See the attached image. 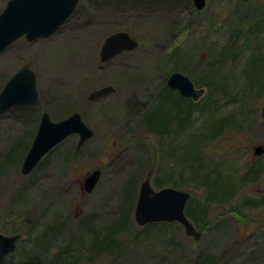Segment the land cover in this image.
<instances>
[{
  "label": "rangeland",
  "instance_id": "obj_1",
  "mask_svg": "<svg viewBox=\"0 0 264 264\" xmlns=\"http://www.w3.org/2000/svg\"><path fill=\"white\" fill-rule=\"evenodd\" d=\"M8 1L0 0V12ZM192 7V0H78L72 15L52 36L33 42L22 37L0 53V90L15 71L28 66L38 92L36 103L0 115V233L22 235L16 250L0 264H23L26 255L30 264L49 262L57 247L72 241L84 244L81 224L92 222L102 230L124 213L125 223L110 236L113 245H119L76 264H203L201 255L213 256L212 264L264 262V209L243 212L250 215L245 224L237 221V206L245 197L264 195V153L253 156L255 146L264 148V75L250 70L241 74L253 54H264V0H207L200 11L192 12ZM120 30L132 35L139 46L100 67L102 43ZM208 56L224 58L215 75L218 80L225 76L228 87L220 91L215 107L218 114H234L236 129L229 127L218 140L195 145L183 160V149L191 145V137L199 138L196 132L204 118L195 114L185 129L171 122L166 126L170 135L160 138L148 130L143 116L156 108L161 88L174 71L193 81L201 95L188 100L199 102L206 89L196 82L203 70L198 64L207 63ZM106 85L114 92L87 99L91 91ZM164 96L168 99L166 92ZM170 97L178 99L175 92ZM34 112H47L53 121L78 112L93 136L77 150L78 136H69L23 176L21 163L37 128ZM257 159L263 166L260 179L224 206L212 205L206 225L185 212L201 232L199 240L188 237L177 222L152 223L156 225L146 230L136 223L134 207L144 179L158 190L175 187L155 185V176L174 173V181L182 176L176 189L200 201L203 189L187 179L193 160L203 167L222 162L224 173L235 170L239 178ZM94 169L101 170L98 184L90 194H83L80 183ZM130 198L132 205L125 207ZM51 222L60 224L59 231L50 246L41 249L36 239Z\"/></svg>",
  "mask_w": 264,
  "mask_h": 264
},
{
  "label": "water",
  "instance_id": "obj_2",
  "mask_svg": "<svg viewBox=\"0 0 264 264\" xmlns=\"http://www.w3.org/2000/svg\"><path fill=\"white\" fill-rule=\"evenodd\" d=\"M196 10L205 7L206 0H192ZM78 0H9L0 12V53L16 40L24 37L33 42L48 38L72 15ZM138 47V41L126 31H117L108 35L101 45L99 60L107 63L122 52ZM166 88L176 90L180 97L197 100L201 91L197 90L192 80L179 71L172 72L166 80ZM114 91L111 85L91 91L89 101H94ZM38 93L36 77L27 66L19 68L6 81L0 90V115L11 108L29 106L36 103ZM264 118V103L261 106ZM78 135L76 148L93 136L78 112L68 115L60 121H52L47 112H43L31 145L21 163L23 176L30 174L43 157L71 135ZM264 153L262 146L253 148L254 156ZM101 176L100 169L89 171L84 176L80 187L83 194H90ZM191 195L189 192L172 187L154 190L149 179H144L139 186L134 219L139 226L158 222H177L188 237L200 239L201 233L185 215V206ZM20 234L4 235L0 233V262L16 249ZM264 264V262L262 263Z\"/></svg>",
  "mask_w": 264,
  "mask_h": 264
},
{
  "label": "trees",
  "instance_id": "obj_3",
  "mask_svg": "<svg viewBox=\"0 0 264 264\" xmlns=\"http://www.w3.org/2000/svg\"><path fill=\"white\" fill-rule=\"evenodd\" d=\"M193 11H195L194 7H192V12ZM261 22L262 20L260 21V23ZM176 51H174L173 53L175 54ZM211 58V56H208V62L206 61L207 63L200 62L199 60L200 63L198 64V66H203L202 68H200L203 70L200 71V80L196 82L199 87H203L206 89V94L199 102H192L191 100L184 99L179 96L177 97V101H173L174 99L172 100L170 97L172 96L173 92L162 86L159 94L160 102H158V105L154 110H149L148 112H146L145 116H143V121L148 130H152L160 138H164V136L166 137L170 135V130L169 128H166V126L171 122L175 123V128L185 129L189 125L191 119L195 114H199L204 118L198 130L199 132H196L199 134V138L196 136L191 137L189 140V143L191 145L188 144V147L183 149L185 151L183 160L187 159L189 150H194L195 145H201L211 140H218L223 136L225 130L229 127V129L231 130L236 129V125H234L233 122L237 121V119L235 118L233 113L225 115L217 113L218 109L215 107L216 99L218 98V96H220V91L223 92L228 87V79L225 78V76H221V78H219L220 80L216 79L217 71L221 69L222 63H225L224 58H220L219 56H217V58H212L213 60L210 64L209 61L211 60ZM205 67H209V71L207 73L205 72ZM215 69H217V71ZM247 70L252 71L253 75L262 77L264 75V54H253L252 57L249 58L247 64L242 68L241 74L246 73ZM262 80L264 81V77L262 78ZM165 92L168 99L164 96ZM168 104L170 106L168 108H165V106H168ZM34 113V123L37 126L40 114L38 112ZM14 153L15 155H17L19 151ZM74 154L76 153L74 152ZM181 157L182 154L179 155V158ZM8 160L10 159L8 158ZM195 161L196 160H193V162H191V168L190 170H187L189 174L187 179L196 182L204 192L203 197L200 201L189 200L187 202L185 212H187L190 218H194L197 222L203 224H207L208 222V210L212 205L219 204L221 206H224L225 204L229 203V201L235 197L236 193L239 190L246 187L248 184H253L258 181L261 174L263 173V166L260 162V159L251 162L248 168H246V171H244L239 178H237L238 172H236L235 170L227 171L224 173L222 162H211L210 164H208V166L203 167L200 163L196 165ZM185 171L186 170L183 169L184 173ZM173 174L168 173L162 176H155L153 178V183L157 186H163L167 183H170L173 187L179 188L182 181V174L180 172L179 176L181 177L178 179V181L172 180ZM132 202L133 199H128V202L125 203V207H129L130 205H132ZM260 209H264V195L256 199L245 197L241 201V204H238L237 206V221L244 222L245 224L246 220L244 218H247L250 215L244 216L242 213H247L249 210L256 211ZM257 217L259 219L261 218V216L259 215L256 216V218ZM125 219L126 214L124 213L121 217L119 216L110 225L106 226L102 230H96V227L92 222L86 221L87 223L81 224L82 227L80 226V228L78 229L79 232L82 231V234H84L85 237L83 245H80L79 243L78 245H76L75 242L71 240L72 242L69 241L70 243L66 247L56 248L57 253L53 256V259L51 261H42L41 264H76L81 258L84 257L88 259L93 254L99 253L100 251H113V249H115L114 247H117L119 243H114V246L110 241V236H114V234L119 231L121 223L124 224L126 221ZM153 225L156 224H147L145 225L143 230L150 229V227ZM162 225L165 224L159 223V226L162 227ZM59 226L60 224L51 222L49 224H45L42 227V233L41 235H38L36 239L37 243H40L41 249L44 248L43 246H50L51 242L53 241L54 235H56V233L59 231ZM30 260L31 258L29 257V255H26L25 259L23 260V264H30ZM200 261L203 264H212L215 262L214 257L210 255H201Z\"/></svg>",
  "mask_w": 264,
  "mask_h": 264
}]
</instances>
